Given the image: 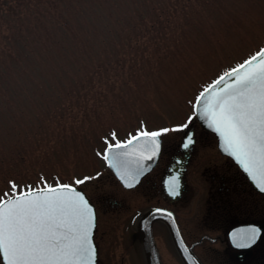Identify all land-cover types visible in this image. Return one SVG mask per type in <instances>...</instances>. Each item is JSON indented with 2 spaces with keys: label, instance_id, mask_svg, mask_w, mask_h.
<instances>
[{
  "label": "rangeland",
  "instance_id": "1",
  "mask_svg": "<svg viewBox=\"0 0 264 264\" xmlns=\"http://www.w3.org/2000/svg\"><path fill=\"white\" fill-rule=\"evenodd\" d=\"M263 45L264 0H0V200L13 183L73 184L96 204L98 264H145L132 217L163 203L143 185L122 189L106 145L169 129L164 150L175 151L198 128L199 92ZM193 148L172 207L204 264H229L220 239L249 211L264 217V199L232 180L213 135ZM221 174L236 188H220ZM153 234L161 263L182 264L168 231Z\"/></svg>",
  "mask_w": 264,
  "mask_h": 264
},
{
  "label": "snow or ice",
  "instance_id": "2",
  "mask_svg": "<svg viewBox=\"0 0 264 264\" xmlns=\"http://www.w3.org/2000/svg\"><path fill=\"white\" fill-rule=\"evenodd\" d=\"M246 66L241 74L240 70ZM220 85L223 86L218 87ZM217 88L205 102L202 115L223 138L224 150L246 172L258 178L264 190V49L220 76L211 86V89ZM209 91L206 88L197 97L198 104ZM168 131L140 134L152 138L144 148L150 153L147 159H152L159 150L156 138ZM192 143L189 136L183 147L187 149ZM129 144L132 140L127 144L117 143L115 148L126 149ZM112 147L110 144L109 150ZM128 154L127 151L115 152L113 159L119 160ZM142 172L143 166L137 162L135 172L125 175L135 181ZM83 182L76 181L77 184ZM16 187L13 183V192ZM126 187L131 188L133 184L128 182ZM176 190L177 185L173 184L170 191L177 194ZM94 225L95 216L89 201L74 187L67 184L56 187L45 184L43 189L29 187L27 193L0 200V255L6 264H95L96 250L91 242ZM232 236L237 248H248L258 239L259 230L244 229Z\"/></svg>",
  "mask_w": 264,
  "mask_h": 264
},
{
  "label": "water",
  "instance_id": "3",
  "mask_svg": "<svg viewBox=\"0 0 264 264\" xmlns=\"http://www.w3.org/2000/svg\"><path fill=\"white\" fill-rule=\"evenodd\" d=\"M262 49H264V47ZM250 59H248V60H250ZM242 64H244V63H242ZM236 68H238V66L235 67L234 69H236ZM246 69H247V66L245 69H241L240 70L241 74ZM232 70L227 71L226 73H229ZM223 75H221V76H223ZM225 79L227 82H231L228 77H225ZM213 83H211L207 87L208 89H210V91L208 93H206L204 97H202L200 103L199 104L197 103V99L194 103L193 111H194V114L196 116V119L199 122V125L201 126L202 129L207 130V131H209L215 135V137L217 139V148L220 151V153L222 155H226L229 158H231L234 161V163L241 169V171L245 175V177L248 180V182L250 183V185L257 192L264 195V190H262L260 180L258 178H254L252 175H250L248 172H246L244 170L243 166L233 156L229 155L224 150L223 138L213 129V127L209 126L208 120L205 119L204 116L202 115V113L204 111L205 102H207L209 100L213 91H218V88L217 89H211V86L213 85ZM222 86L223 85H220L218 87H222ZM204 90L202 92H204ZM200 94H199V96H200ZM190 135H191V133H189L188 137ZM135 137H137V139H133L134 137L131 138L130 140H132V144H129L126 149H116L115 146H113L111 150H109V146L106 148V155L108 156V159H106L107 166L111 170L113 175L117 178L119 183L125 188H129V187H126V183H128V182H131L133 184V187H134L137 184V182L139 181V179L155 165V163L158 159V156H159L160 148H161V140H160V137H158L156 139L159 142V150L156 153V155L152 159L149 160V159H147V156L150 153H146L144 151V148H145L146 142L150 141L152 138L151 137H145V136L140 135V134L135 136ZM187 138L184 139V143L182 144V146L187 142ZM124 144H127V143H124ZM123 151H127L129 154L125 157H121L119 160L113 159L115 152H123ZM137 162H139V164L143 166V172L141 175H139L136 178L135 181H132L125 174L126 173H134L136 168H137ZM110 165H114V166H110ZM122 176L124 177L123 179H122ZM173 184L177 185V190H176L177 194H173L170 191V188ZM179 186H180L179 180L174 176L173 177H167L166 180H164V187L171 197H175L176 195L179 194ZM53 187H56V186H53ZM71 187H73V186H71ZM75 189L77 191L81 192L84 195L85 199L88 200L87 197L85 196V194L81 190H79L77 188H75ZM27 192H24V193H27ZM21 194H18L15 196H19ZM90 206L92 207L93 213L95 216L94 208L91 204H90ZM169 213L171 215H168ZM155 221H162L167 226V229H168L169 234L171 236L173 245H174L180 259L182 260L183 264H202L199 261V259L192 253V251L186 245V243L184 242L172 213L169 211L163 210V209H150L147 212H145L143 215H141L138 219V222H137L138 237H139V240L141 242V246H142V250H143V254H144V259H145V264H161L160 259H159V254H158V251H157V248H156V245L154 242L153 234H152V224ZM249 228L258 229L259 230V237H260V235L262 233V225H257V224L239 225V226H235V227L231 228L229 231H227V233H226L227 240L229 241L230 245L233 248L243 249V250L249 251L250 248L253 245H255V243L258 241L259 237L256 240V242L251 247H248V248H237L233 243V236H232L233 233H237L240 230L249 229ZM94 229H95V225L91 231V242H92L93 247L96 250V247H95V244L93 241ZM0 258H1L2 264H6V261L4 260L2 255H0ZM96 262H97V258L95 255V264H96Z\"/></svg>",
  "mask_w": 264,
  "mask_h": 264
},
{
  "label": "flooded vegetation",
  "instance_id": "4",
  "mask_svg": "<svg viewBox=\"0 0 264 264\" xmlns=\"http://www.w3.org/2000/svg\"><path fill=\"white\" fill-rule=\"evenodd\" d=\"M189 129H192V131H193V137H192L193 143L190 145V147L187 149H183L180 147V143H179L178 148L175 151L166 154V152L164 150V145L162 143L160 154H159V157H158V160H157L155 166L151 169V171L149 173H147L139 181V183L134 188L130 189V190H138V188H140L143 185V188L146 187L145 189L149 188V189H151V191L156 190L158 195H159L158 201L162 200V203H163V204H156V205L148 206L143 210L137 209L135 214L132 217L131 226L133 228V226H134L133 223L135 222L134 229L136 231L139 216L149 208L157 207V208H162V209L172 211L186 243L188 245H191V246L193 245V247H192V249H193L195 245L193 243L188 242V240L185 236L184 227L181 226L178 215L172 206H174V204L178 203L183 198V192L185 189L184 176H185L187 168H188L187 165H188L189 158H190V156L194 150L193 146L196 144V142L198 140V135H199L201 140L208 138V136L212 137V135L210 133L202 130L199 127V125H198V128H196L192 123L190 124V126L187 130H189ZM223 161L226 163V165H225L226 171H229L232 168V169H234V171H236V173L239 174L241 179H239V178H238V180L232 179V180L238 181V182H236V183H238L237 185H239V183H241V182H239V180L242 181V179L244 180L245 184L247 183L246 180L244 179V177L242 176V174L240 173V171L236 168V166L229 159H227L226 157H223ZM176 172H178L180 174L181 191H180V195L177 198L171 199L166 194V192L163 188L162 181H163L165 176H167L171 173H176ZM221 176L222 177L218 176L223 180V184H222L223 186H221L220 188L223 189L228 184L233 185L232 186L233 189L236 188L235 187L236 184H234L235 182L232 183L230 178L229 179L226 178L227 181L225 182L222 174H221ZM242 184H243V181H242ZM124 190H126V189H124ZM207 193H209V192H207ZM211 196H212L211 200H213V202L216 205L217 201L215 200L214 194H211ZM89 200H90V198H89ZM92 204L94 205V207L96 209L95 202H92ZM96 214H97V212H96ZM219 218H216V219L219 220ZM251 222L258 223V224L262 225L263 230H262V234L260 236L258 243L255 244L253 247H251L249 251H246L243 249H234L227 243V240L225 237L220 239V243L223 244L224 253L228 254L229 264H253V261H255V260H258L257 261V263L259 262L258 264H264V217H260V218L258 217L257 219H254ZM155 224H160V225H162V227H164V229L167 230V228L163 222H160V221L154 222L153 228H154ZM96 227H97V225H96ZM212 227H213L212 229H216V228L220 229L221 227L224 228L225 226H223V225L222 226H219V225L213 226L212 225ZM95 233H96V230H95ZM95 233H94V240H95ZM133 233H135V232H133ZM135 235L136 234H134V236ZM95 243H96V241H95ZM193 252L203 262V260L199 256V254H197V252L194 249H193ZM257 252H258V254H257Z\"/></svg>",
  "mask_w": 264,
  "mask_h": 264
},
{
  "label": "trees",
  "instance_id": "5",
  "mask_svg": "<svg viewBox=\"0 0 264 264\" xmlns=\"http://www.w3.org/2000/svg\"><path fill=\"white\" fill-rule=\"evenodd\" d=\"M221 209H222V211H220V212L219 211L218 212L216 211L217 217L216 216H214V217L215 218H219L220 217V218H219V220H216L215 222H218L219 223V221H222V220H226L227 219V217L225 215V210L223 211V205H222V208ZM257 218H258V216L253 211H249L248 212V216L244 220H241V221H252V220L257 219Z\"/></svg>",
  "mask_w": 264,
  "mask_h": 264
}]
</instances>
